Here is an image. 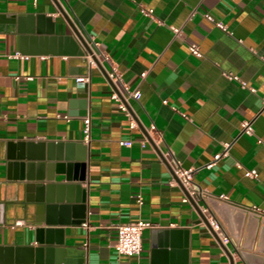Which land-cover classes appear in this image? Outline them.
Listing matches in <instances>:
<instances>
[{"label": "crops", "instance_id": "crops-1", "mask_svg": "<svg viewBox=\"0 0 264 264\" xmlns=\"http://www.w3.org/2000/svg\"><path fill=\"white\" fill-rule=\"evenodd\" d=\"M0 12L51 15L56 33L70 34L83 48L75 30L91 49L107 51L122 80L141 91L128 103L137 123L131 127L110 96L114 83L100 62L82 73L80 56L59 52L58 40L53 52L48 42L36 53H21L10 23L0 25V199L10 208L15 203L9 214L18 221L0 224V244H40L37 224L21 217L19 198L29 180L19 178L20 167L8 172L15 143L62 142L55 154L65 157V143L73 142L70 161L84 153L85 179L56 173L51 181L80 183L87 226L42 222L59 229L52 239H62L41 243L52 247L53 260L61 247L63 261L48 264H137L114 244L116 224L140 218L154 223L142 233L144 264H231L229 253L232 264H264V142L258 141L264 140V0H0ZM191 43L200 55L190 51ZM77 75L89 77L86 97L78 95L83 85ZM82 99L90 116L88 141ZM244 120L253 133L241 132ZM225 142L227 153L206 166ZM177 164L195 167L193 181L207 191L199 207L216 219L219 237L199 209L182 200L183 187L171 182ZM252 168L257 175H246ZM70 171L75 177L80 168ZM45 172V165L41 171L35 165L32 173Z\"/></svg>", "mask_w": 264, "mask_h": 264}, {"label": "water", "instance_id": "water-1", "mask_svg": "<svg viewBox=\"0 0 264 264\" xmlns=\"http://www.w3.org/2000/svg\"><path fill=\"white\" fill-rule=\"evenodd\" d=\"M4 23H10V29L7 28V30L16 33L17 50L21 53H36L42 46H46L48 42L49 50L53 52L54 41L58 40L59 52L80 56L83 62L82 73H87L89 69L87 55H90L94 62L99 65V61L91 47L75 30L74 34L83 48L79 47L70 34H58L55 32V21L52 20L51 15H45L43 12H28L25 14L0 12V25ZM26 41H29V44ZM105 76L112 83V80L106 72ZM113 87L115 88V86ZM86 89L87 86L84 84L83 92L78 95L86 97ZM86 102L85 99L81 100L83 109L79 111L80 114H85ZM15 145L18 147V153L16 155L8 153L7 155L8 172L11 165L20 167L21 175L19 178L29 180L23 183L24 197L19 198L24 202L22 205L24 215L22 214L21 217L23 218L24 216L26 222L37 224L35 228V239L40 244L34 246L0 244V264H48L62 262L61 247H55L57 257L53 260L50 257L52 247L41 245L44 241L52 242L55 240L56 242H62V239L59 237L52 239V236L59 229L53 226L43 227L41 223L45 222L47 225L70 224L79 223L83 220L86 211L84 188L80 183L54 182L51 180H54L56 173H63L66 180L75 178L83 181L85 179L84 153L79 154L77 160L73 162L70 161L72 157L71 153H69L71 152L73 142L65 143V157H62L60 154H55V148L61 147L62 142L20 140ZM44 147H46L45 151L43 150ZM35 165H37L39 171L42 170V165L46 166L45 175L38 173L39 175L36 178L39 180L45 178L48 182L41 183L34 181L36 178L32 172ZM72 166H78L80 168V172L75 177H73L70 171ZM7 176H9V173ZM191 202L199 209L200 215L212 233L218 236L201 211L199 205L193 199H191ZM14 208L15 203L10 208L9 204L1 197L0 224L17 221L15 220L14 213L12 215L9 214V209L15 211ZM43 233L46 236L45 240L43 239ZM224 250L227 251L226 247H224ZM229 257L232 264V256L230 253Z\"/></svg>", "mask_w": 264, "mask_h": 264}, {"label": "built area", "instance_id": "built-area-1", "mask_svg": "<svg viewBox=\"0 0 264 264\" xmlns=\"http://www.w3.org/2000/svg\"><path fill=\"white\" fill-rule=\"evenodd\" d=\"M141 9L146 14H150L152 10L151 8H147V7H141ZM204 14L207 18L213 20L214 23L220 28L224 30L227 29V25L224 22L220 20H214L210 13L206 12ZM94 43L97 46V42L94 41ZM189 49L192 53L196 55H200L198 46L195 43L189 44ZM92 50L96 58L98 59V61L104 66L107 75L114 83L115 88H112V91L110 94L111 98H113L117 102L119 108L122 109L124 113L127 115L129 119V125L131 127L136 126L137 125L136 120L134 119L132 113L130 112L128 108L129 107L128 103L131 98H136V99L139 98L141 94L140 89L138 87H130L128 84H126L122 80L121 71L119 67L117 66L116 62L112 59V57L107 51H104L101 49L97 51L94 49ZM87 59L90 64L91 63L95 64L94 60L91 58L90 55H87ZM228 76L239 79L238 75L236 74L229 73ZM88 80H89V77L87 75H77L76 76L77 83L83 86L84 84L88 82ZM241 82L242 84H245V81L241 80ZM250 88L251 90H254V87H250ZM82 119H83V124H84L83 125L84 140L88 141L89 136H90V116L89 114L86 113L85 115H83ZM240 130L241 132H244V133H249V134L253 133L252 122L249 120L242 121ZM258 141L264 142V140L261 138H258ZM119 142L120 144H123V145H129L131 143V140L130 139H120ZM228 147H229V143L225 142L223 145V150L215 152L213 154L212 159L206 163V166L212 165L217 159L225 155L228 151ZM194 171H195V167H192V166L182 167L181 165L177 164L176 166L173 167L174 175L172 176L171 182L181 184V186H183V196H182L183 201L190 202L191 199H193L198 204V201L207 195V191L206 189H203L200 185H198L197 183L193 181ZM245 174L249 176H256L257 171L254 168L247 169L245 170ZM219 197L222 199H226L227 195L224 193H221L219 194ZM137 198L139 199V201H141L140 194L137 195ZM251 209L253 211L260 210V208L256 205H252ZM201 210L206 216L208 222L210 223L214 231L218 233L219 225L216 219L212 216L207 215L208 209L206 207L202 206ZM81 224L84 226H87L86 221H82ZM153 225L154 223L152 221L147 220V219H142V218L137 219L135 221L117 223L116 224L117 237H116V241L114 244L116 251L118 253L125 254L128 256H136L138 259L137 264H144V262L140 260V254L142 251V233H143L144 228L151 227ZM223 239L226 240V236H223Z\"/></svg>", "mask_w": 264, "mask_h": 264}]
</instances>
